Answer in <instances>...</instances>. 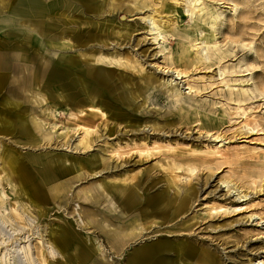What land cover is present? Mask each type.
I'll return each mask as SVG.
<instances>
[{
  "label": "rangeland",
  "instance_id": "374dc122",
  "mask_svg": "<svg viewBox=\"0 0 264 264\" xmlns=\"http://www.w3.org/2000/svg\"><path fill=\"white\" fill-rule=\"evenodd\" d=\"M46 1L53 10L47 34L65 33L72 47L48 46L47 34L43 46L23 45L38 80L26 72L8 88L17 107L0 103V111L21 113L48 134L25 145L13 132L0 133V151L4 146L24 161L53 157L69 170L53 182L65 184L63 194L35 201L40 218L27 196L14 200L16 189L0 170L2 217L10 215L0 238L8 241L12 226L24 227L25 236L19 230L11 235L24 248L3 264H43V239H52L67 220L75 235L69 248L101 245L106 262L127 264L131 247L147 244L156 232L174 249L193 248L187 264L264 260V0H201L217 15L212 24L191 14L194 0ZM150 14L163 39L149 30ZM208 34L215 41L210 50L203 40ZM75 39L89 43L77 46ZM190 43L199 58L178 61L176 53ZM65 59L72 65H61ZM175 67L190 76L174 81L182 100L168 90L172 75L165 71ZM237 105L252 109L248 126L235 115ZM219 145L226 149L222 158L215 156ZM214 204L225 206L210 212ZM22 210L34 222L22 221L16 214ZM78 212L85 226L75 222ZM115 228L137 230L140 237L116 249ZM100 257L95 250L91 260ZM58 259L54 264H74V257Z\"/></svg>",
  "mask_w": 264,
  "mask_h": 264
},
{
  "label": "bare ground",
  "instance_id": "6f19581e",
  "mask_svg": "<svg viewBox=\"0 0 264 264\" xmlns=\"http://www.w3.org/2000/svg\"><path fill=\"white\" fill-rule=\"evenodd\" d=\"M194 5L191 9V14L199 13L203 14L204 18H210V24L215 21L217 15L211 12L207 6L203 3H199L201 0H194ZM52 4L46 0H0V93L1 99L0 103L7 106L13 104V107H17V103L13 102L10 98V90L8 89L12 84L18 81L19 78L25 76L28 72L33 81H37L38 77L31 72L30 62L32 61L25 52H28V48H25V44L30 46L29 41L33 40L37 43H42L43 35H46L48 30H51L50 13H52ZM194 9V10H193ZM146 20L149 23V30L151 33L155 34V39L157 37L164 38V33L159 25L158 19H156L153 14L147 16ZM11 29L16 30L12 32ZM55 35V36H54ZM47 45L54 46L57 48H67L72 47L71 38L63 32L58 34H47ZM22 38L24 41L22 44H18V41L14 38ZM12 38V39H11ZM56 38V39H53ZM207 50L215 48V41L213 40V34L205 35L203 38ZM80 45H87L88 40L85 39H75ZM24 45V46H23ZM45 45V44H44ZM196 46L195 43H190L189 45H184L176 53V59L183 63H191L198 59V52L190 53V50ZM30 48V47H29ZM159 50L163 51L164 46L159 45ZM61 59V57H59ZM16 60V63H14ZM70 59H65L61 64L65 66H71ZM182 63V64H183ZM136 67V63L133 64ZM138 66V65H137ZM14 67L16 73L14 72ZM165 72H170L171 77H167L169 84V89L177 100H182L178 95H176L175 79L186 78L190 79V76L185 71V69L180 67H175V69H169ZM32 73V74H31ZM25 90V86L22 87ZM187 93L192 92L193 85L188 83ZM4 106V107H5ZM252 109L242 108L237 105L234 113L237 117H240L239 122L243 127L249 125V118H251ZM39 130L37 134V129ZM83 132L85 135L91 133L90 126L82 125ZM13 132L17 134L21 139L17 142L22 141V143L33 145L40 142L48 132L42 130L40 125L35 121H30L28 118L22 116L21 113L16 114H5L0 111V133ZM41 132V133H40ZM242 152L247 151V146L244 144L240 145ZM225 146L219 145L215 151V156L222 158L225 151ZM0 170L4 173L3 177L6 182L11 183L15 191L14 200L22 201V196H27L26 204H31L34 206L38 212V218L42 216L41 208L38 203L48 199L49 196L57 197V194H63V189L65 184L53 183L58 180L66 170V167L60 169V161L54 160L53 157L49 156H29L27 161L21 160L18 156L6 149L0 151ZM65 170V171H64ZM62 171H64L62 173ZM3 180V179H2ZM63 188V189H62ZM62 191V192H60ZM33 198V199H32ZM128 196L122 199V202L127 201ZM134 199L133 197H129ZM130 202V201H129ZM183 201L179 203L181 205ZM4 201L0 194V231L4 223L9 221L10 215L3 216L4 211ZM225 205L216 206L211 205L208 210L210 212L217 210V208L223 207ZM180 209L178 207L177 211ZM16 214L22 221L34 222L30 215H28L24 210L21 212L16 211ZM79 220L76 219L75 222L80 225L85 226L87 222L81 218L80 212H78ZM37 222V221H36ZM10 223L9 225H11ZM24 227L12 226L10 227L11 233H8L7 238H0V264L6 262V259L10 260L14 258L11 253H16L18 249L24 248V244L21 246L19 244L14 245L17 241L13 235L16 231L23 230ZM74 225L70 220L65 222V226L60 227L59 233L54 234L52 239L42 238L45 244H43L44 250L41 248V257L43 264H54L59 259L62 261H69L74 257V264H116L111 262H106V257L104 255L105 249L101 245L97 247H92L87 243H80V246L69 248L70 243L75 242L74 235ZM26 233V232H24ZM113 234L110 236L112 239V246L116 249L122 248L126 243L133 244L137 242L140 237V232L137 230H132L130 232L120 231V228L113 229ZM51 234V233H50ZM17 235V234H15ZM157 237L149 241L147 244H141V246L133 245L131 247V252L126 253L127 264H187L188 255L195 254L193 248L187 245H179L175 249L173 244L161 235V232L155 234ZM41 236V235H40ZM11 237V238H10ZM138 245V244H137ZM70 250L67 254L66 251ZM95 250H99L101 257L98 259L99 262L91 260V255ZM201 253L200 250L196 254ZM121 254V253H118ZM49 255L51 258L47 257ZM70 255V256H69ZM65 259V260H64ZM60 261V260H59ZM208 264H215V262L210 259ZM251 264H264V260L261 258H255Z\"/></svg>",
  "mask_w": 264,
  "mask_h": 264
}]
</instances>
